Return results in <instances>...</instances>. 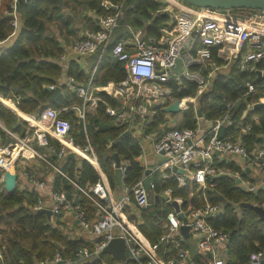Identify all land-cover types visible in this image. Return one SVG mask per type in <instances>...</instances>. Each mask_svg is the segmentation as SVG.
<instances>
[{
	"label": "trees",
	"instance_id": "16d2710c",
	"mask_svg": "<svg viewBox=\"0 0 264 264\" xmlns=\"http://www.w3.org/2000/svg\"><path fill=\"white\" fill-rule=\"evenodd\" d=\"M10 2L12 0L7 1L3 11L0 9V97L11 100L19 111L29 115L46 106L60 109L80 103L79 98L67 88L62 79H72L74 84H83L88 76L80 70L74 60L69 61L64 69L59 63V58L64 46L77 39L84 29L98 28V17L113 13L110 6H115L118 10V26L113 33L115 36L100 56L97 74L92 82L96 86H103L109 81L117 82L124 77L123 66L112 58L110 49L120 36L129 34L128 28L142 29L146 35L159 38L162 35L160 29L169 19L168 13L161 11L163 4L157 0H62V7L57 5L56 0H29L18 4L19 27L10 37V18L4 14V11L9 9ZM230 11L239 18L247 15L264 17V12L257 10ZM211 59L215 66L223 64L217 57V47L211 49ZM91 60L94 62L96 55L91 56ZM239 66V57L233 58L226 70L215 72L209 88L199 94L198 85L191 80L181 77L169 82L167 86L172 99H196V102L188 104L185 110L168 113L176 121L174 128H195L196 110H199L205 120L213 123L224 116L226 104H231L233 106L227 113L230 124L219 127L218 137L222 140H239L248 151L261 144L262 140L258 136H264V111H250L244 117L242 112L246 104L255 103L259 97H264V77L259 78L255 71L241 70ZM254 67L255 70L264 69V60H260ZM210 68L191 66L190 71H197L206 78ZM247 82L257 87L254 93L245 94L244 85ZM51 85L59 86L61 92L50 104L48 100L51 92L45 88ZM177 88L180 90L177 91ZM97 96L99 100L95 108L85 114L84 121L77 119L69 111L60 115L69 121L70 135L74 143L79 146L89 144L92 148L110 190L116 188L113 162L110 159L112 153H116L126 167L121 179L122 185L131 188L143 176L142 167L137 160L140 153L139 139L133 137L130 132L124 135L128 131V123H116L114 117L106 114L105 108L117 106V101L103 92H98ZM167 103L168 99L165 100V104ZM165 104L153 107L152 116L145 118V132H158V125L165 121ZM0 124L20 135L24 134L27 127L17 114L1 103ZM47 140L48 147L55 150L60 147L53 139L48 137ZM11 141L0 127V146ZM44 152L46 154L45 149ZM48 159L80 188L91 186L99 179L96 169L85 159H55L51 154ZM212 165L226 173L238 171L233 162L213 161ZM2 173L0 170V177ZM242 175L251 184L260 181L262 188L255 194L245 192L236 185L232 176L223 174L208 179L207 184L210 186L198 190L197 184L191 179L179 187L174 172L154 171L150 175L152 187L148 192L149 205L144 209L133 206L134 211L128 207L125 210L126 216L152 243L165 232V216L173 209L170 204L153 200V196L160 194L165 188H171L172 196L181 198L180 207L184 212L196 209L205 202L218 204L220 212L208 218L207 223L228 236L223 255L224 264H249L251 254L264 252V221H260L253 210L241 207V204L259 206L264 202V175L254 180H249L245 174ZM69 180L55 174L51 186L64 192L67 200L78 204L85 211L87 218H92L95 212L93 204ZM1 186L0 181V251L6 264H35L38 260L51 257L57 251L62 254L65 262H69L74 259L77 250L91 247V243L64 231L59 217L50 220L44 214L33 211L36 192L16 187L15 191L7 196L2 193ZM183 244L193 248L189 240H184ZM195 259L202 261L198 256H195ZM115 262L111 256L103 255L98 261L92 262L90 259L79 264ZM118 264L136 263L126 260Z\"/></svg>",
	"mask_w": 264,
	"mask_h": 264
},
{
	"label": "built area",
	"instance_id": "2783aa9c",
	"mask_svg": "<svg viewBox=\"0 0 264 264\" xmlns=\"http://www.w3.org/2000/svg\"><path fill=\"white\" fill-rule=\"evenodd\" d=\"M157 1L163 4L161 11L168 13L173 25L171 28L164 25L160 29L162 35L159 38L146 35L142 29L128 28L129 34L116 41L110 49L112 58L123 66L125 75L121 80L109 81L103 86H93L91 82L97 71L95 65L86 83L71 86L80 100L78 105L60 109L44 107L32 118V122L28 123L27 132L23 136L3 128L12 141L0 147L2 172L9 169L15 171L18 168L16 163L23 155L25 158H37L43 161L56 174L69 180L48 159V155L61 159L71 152L73 155L83 156L99 175L96 183L85 188H80L69 180L93 204L94 216L89 219L82 207L66 199L64 192L52 186L47 189L43 180L25 173L28 184L36 192L33 211L49 210L50 220L53 217H59L60 220L70 217L83 233L89 234L92 238L91 247L77 250L72 261L65 262L63 258L61 262L62 254L57 251L51 257L38 260L35 264H79L92 259L110 239L116 237L124 241L127 260L136 264H224L223 255L228 236L207 223L208 218L220 212L218 204L205 202L196 209L184 212L180 207L181 198L172 196L171 188H165L157 194V200L170 205L175 202L184 218L180 219L177 216L178 212L172 209L165 216V232L154 242H148L129 223L125 210L130 204L139 209L149 205L148 192L152 187L151 181L149 190L144 188V179H141L131 188L123 186L122 194L114 198L104 175L99 170L92 148L89 144L79 146L74 143L70 135V123L60 115L62 112L74 110L77 118L84 121L85 113L93 110L99 100L96 93L104 92L118 103L115 107L105 108L108 116L114 117L116 123H128L129 126L138 121L137 125L143 128L149 111L158 105L156 99L160 98V95H170L167 86L169 82L183 77L198 85L197 94L202 92L205 82L197 71L191 72L190 67L204 66L210 62L211 49L214 47H217V51L224 48H228L229 51L232 49L234 54H239L241 70L255 71L256 75L259 72V78L264 77V69L255 70L254 67L260 60H264V25L249 26L244 20L232 15L229 10L196 8L181 0ZM113 7V10L110 8L112 14L97 18L96 30L84 29L81 32L80 36L71 43V52L77 56L102 55L118 26V10ZM8 8L4 14L10 18L9 36L11 37L19 27L14 0L9 3ZM185 42H187L186 47H184ZM177 59L181 61L180 74H171L170 69ZM210 67L212 71L217 69L215 65ZM53 87L51 85L49 89ZM244 87L245 94L257 90V87L249 82L245 83ZM179 90L180 88H177V91ZM173 100H170V103ZM194 100L193 97L179 99L178 106L181 110H185L188 104L194 103ZM258 102H264V97H259L255 103ZM253 104L246 106L247 111L242 116L250 112ZM232 106L226 104L227 110L224 116L211 123L207 129H201L199 126L180 129L170 127L154 140L153 152L164 159L159 166L160 171L174 172L172 167L182 169L181 174L174 172L177 186H184L186 180L191 179L197 184L198 189L202 190L210 186L207 184L208 179L228 174L212 165L216 152L232 157L239 163L242 171L253 168L264 175V144L248 151L239 140H222L218 137L219 127L230 124L227 113ZM48 137L58 141L60 147L56 150L48 147ZM34 144L36 148L45 149L47 155L39 153ZM119 168L122 179L126 167L121 161ZM230 176L245 192L255 194L259 188H262L259 187L261 184H251L242 180L237 172L231 173ZM259 207L264 209V202ZM180 226L189 228L186 239L179 232ZM184 240H190L193 248L184 246ZM195 256L201 257L203 263L195 259ZM263 258L264 252L257 251L250 255L249 264H262ZM0 264H6L1 251Z\"/></svg>",
	"mask_w": 264,
	"mask_h": 264
},
{
	"label": "crops",
	"instance_id": "0c3cea01",
	"mask_svg": "<svg viewBox=\"0 0 264 264\" xmlns=\"http://www.w3.org/2000/svg\"><path fill=\"white\" fill-rule=\"evenodd\" d=\"M7 1L4 2V0H0V9H2V11H3V8L6 5ZM88 15L91 16V17L93 16L92 13H88ZM171 25H173V22L169 18L168 21L166 22V25L165 26H168V28H171ZM113 36H115V35L113 34ZM113 36H112V38H113ZM126 36H127L126 34L123 35V36H120L118 40H121V39L125 38ZM112 38H111V40H112ZM111 40H110V42H111ZM9 42L11 43V41H9ZM9 42H8V44H9ZM8 44H6V45H8ZM70 45H71V43L68 46H64V51H63V53L61 54V56L59 58L60 65L65 69L67 63L69 61H71V60H74L75 62L78 63L80 70L83 71V73L86 74L88 76V78H89L92 67L95 66V65H97V68H98V62H99L100 57L98 55H96V60H94V62H93L91 60V56H93V55H89V56H77L73 52H71ZM242 48H243V46H242ZM217 57L223 61V64L220 67L222 69L224 68L226 70L227 66L232 61V59L233 58H236V57H239V54H237V53L234 54L232 49H230V51H229L228 48H224L222 50L217 51ZM216 68L218 69L219 66H216ZM96 74H97V71H96ZM62 81L66 84L67 88L70 91H72V92H74V90L71 87L72 85L73 86L82 85V83L74 84L73 81H72V79H66V78H64V79H62ZM92 82H93V80H92ZM93 86H96V85L93 84ZM166 99L169 100V103H170V100H173L172 98H169L168 96H164V97H161V98L156 99V102L158 103V105L165 104V100ZM7 102L9 104H7ZM0 103L3 106H5L6 108H8L11 111H13L15 114H17L22 119V121L26 124V126H27L26 129L28 128V123H29L30 120H31L30 122H32V118H33L34 114L33 115H29V114L22 113L21 111H19L14 106V104H13V102L11 100H4V99H2L0 97ZM169 103H167L165 105L167 106V105H169ZM65 107H67V106H65ZM91 111L92 110H88V112H91ZM181 111H183V110H180L179 112H181ZM69 112H71L73 114V116L77 118L76 111L70 110ZM152 114H153V111L150 110L149 113H148V115H147V117H151ZM195 119H196V126H199L201 129H207L210 126V124H211L210 122H208L207 120H205L201 115H200L199 118H197L196 115H195ZM164 120H165L164 123L158 125V132L157 131L156 132H154V131H152V132H145L144 131V128H141V127H139L137 125V122L138 121L134 122L130 126L128 125V131L127 132L128 133L130 132V134L133 137L139 139L138 141H139L140 153H139V156H138L137 160L139 162V165L142 167V171H144L145 169H150L151 170V173H153L154 171H160V169H159L160 167L159 166L161 165V163H163V157L160 156V155H157V154H155L153 152L152 144H153L154 140H156V138L158 137L157 135L159 133L164 132L166 129H168L170 127H174V125L176 124V121L174 120V118H172V116H170V114H168V113H165V119ZM1 128L3 129V127H1ZM26 132L27 131H24L23 133H26ZM17 135L23 136L24 134L23 135L17 134ZM54 141H56V140H54ZM56 142H58V141H56ZM59 146H60V144H59ZM0 147H2V146H0ZM34 147H35V149L39 153H42L43 155L45 154L44 149H42V148H36V145L35 144H34ZM21 157L22 158H20L17 161V163H16V165L18 166V168L15 169V171L17 173V188H19L21 190L34 191L32 189L33 187L30 186V184H28V182H27V180L25 178V173L34 175L36 178H39L40 180H43L44 183H45L46 188L47 189L50 188L51 187V184L53 182V179H54V175L56 174L54 172V170L51 167H49L48 165H46L43 161H41V160H39L37 158H25V157H23V155ZM71 159H74V160H78L79 161L80 159H84V158L81 155L74 154L73 155V158H71ZM213 161L214 162H226V163L227 162H233L238 167V171H235V172L239 173L241 179L244 180V181H247V180H246V178H244V175H242V174H245V176L249 180H254L256 178H259L260 179L261 176H263L262 173L259 170H256V169H253V168L246 169V170L242 171L241 170V166L239 165V163H237L230 156H225L223 154H217V153H215L214 154V160ZM162 172H164V171H162ZM227 173H228V175H231V173H234V172H227ZM101 174H102V172H101ZM1 178L2 177H0V181L2 180ZM104 178L106 179L105 176H104ZM144 178H145V176L143 175L142 176V179H144ZM106 182H107V179H106ZM235 183H237V181H235ZM107 184H108V182H107ZM254 184H261V182L260 181H257ZM261 186H262V184L259 185V187H261ZM207 187L208 186H206V188ZM122 188H123V185H122V182H120V185L119 186L116 185V188L114 190H111V193H112V195H113L114 198H118L122 194V191H123ZM1 189H2V193L5 194L4 191H3L2 186H1ZM197 189H198V187H197ZM198 190H201V189H198ZM202 190H204V189H202ZM128 207H127L128 209H131L133 211L135 210V208L133 207L132 204H130ZM128 221H129V223L131 225H133V223L130 222V220H128ZM60 222L62 223L63 230L66 231L67 233H70V235H72L74 237L81 238L83 241L92 243L91 242L92 241L91 236L89 234L83 233L80 230V228L78 227L77 223L74 220H72L70 217H65V218L61 219ZM133 228L143 238H145L137 230V228L134 225H133ZM191 244H192V242L190 241V246H192ZM114 264H118V263L115 262Z\"/></svg>",
	"mask_w": 264,
	"mask_h": 264
},
{
	"label": "water",
	"instance_id": "95a60500",
	"mask_svg": "<svg viewBox=\"0 0 264 264\" xmlns=\"http://www.w3.org/2000/svg\"><path fill=\"white\" fill-rule=\"evenodd\" d=\"M29 0H14V6H15V11L17 12V7L18 4L21 2H25ZM185 4L196 7V8H208V9H214V10H235V9H244V10H257L259 12H264V0H181ZM57 5L59 7H62V0H56ZM112 10L114 9L113 6L110 7ZM188 42V40H187ZM181 71V61L180 59H177L174 63V66L170 69L171 74L178 75L180 74ZM260 73L257 72V77H259ZM46 90L51 92L50 98L48 100V103H53L56 98L60 95V87L59 86H54L52 89H49V86L45 88ZM170 96V95H168ZM164 97V95L159 96ZM181 109L178 106V100L174 99L169 105L163 107V111L165 113H177ZM254 110H262L264 111V102H258L254 103L249 111H254ZM196 117H200V112L199 110H196ZM37 114V112L34 113V116ZM124 135H128V132H125ZM217 153V152H216ZM162 154V153H160ZM66 159H71L73 158V154L69 152L66 157ZM110 159L113 162V173H114V181L117 186L120 185L121 182V171L119 168L120 165V160L119 156L116 153H112L110 155ZM164 161V159H163ZM172 171L176 172L177 174L182 173L181 168L177 167H172ZM150 174L151 170L150 169H145L143 171V175L145 176L143 180V186L146 190L150 189ZM2 188L5 193V195L9 196L11 195L16 187H17V173L13 169L5 170L3 171L2 174ZM158 197L157 195L153 196V200L157 201ZM172 208L178 212L177 216L180 219H183L184 216L183 214L179 211V206L175 203H171ZM241 207L248 208L253 210L256 215L258 216V219L260 221H264V209L257 205H253L250 203H242ZM37 213L44 214L47 219H50V211L46 209H40L36 211ZM188 227L187 226H180L179 227V232L183 236V238L188 237ZM103 255H109L111 258L118 262H125L127 260L126 254H125V245L123 239L116 237L110 239L107 244L102 248V250L94 257H92L91 261H98L102 258ZM61 262L63 261V256H61ZM261 263L264 264V258L261 260Z\"/></svg>",
	"mask_w": 264,
	"mask_h": 264
},
{
	"label": "rangeland",
	"instance_id": "374dc122",
	"mask_svg": "<svg viewBox=\"0 0 264 264\" xmlns=\"http://www.w3.org/2000/svg\"><path fill=\"white\" fill-rule=\"evenodd\" d=\"M7 0H4V2H6ZM239 18V17H238ZM239 19H241V20H244L249 26H258V25H264V17H262V18H258V16H252V17H249L248 15L247 16H245V17H243V18H239ZM187 46V42H185L184 43V47H186ZM213 63V61H212V59L210 60V62H208L206 65H204L203 67H208V69L210 68V66H212V65H214V63ZM212 64V65H211ZM224 69V68H223ZM220 66H219V68L218 69H216V70H211V68H210V70H209V73L207 74V76H206V78H204V76H202V79L204 80V82H205V86H204V89L202 90V92L204 91V90H206V89H208L209 88V84H210V82H211V78H213V76L215 75V72H217V71H221V70H223ZM194 102H196V99L194 100ZM194 104V103H193ZM247 105H249V103L248 104H246V106ZM247 108H245L244 110H243V112H242V115L244 114V112L245 111H247L246 110ZM248 113V112H247ZM247 113H245V114H247ZM244 117V116H243ZM0 126L1 127H3L1 124H0ZM258 138H261V140H262V143H261V145L262 144H264V136L262 135V136H258ZM260 145V144H259ZM258 145V146H259ZM257 146V147H258Z\"/></svg>",
	"mask_w": 264,
	"mask_h": 264
}]
</instances>
